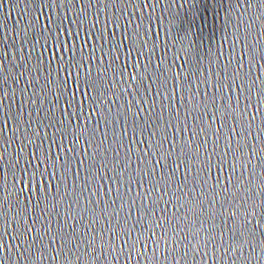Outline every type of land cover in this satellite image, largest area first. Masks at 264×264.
Here are the masks:
<instances>
[{
  "label": "water",
  "instance_id": "95a60500",
  "mask_svg": "<svg viewBox=\"0 0 264 264\" xmlns=\"http://www.w3.org/2000/svg\"><path fill=\"white\" fill-rule=\"evenodd\" d=\"M40 3L41 0H34L33 3L29 0H0V25L3 26L0 37H7L4 44L9 47L12 44L20 47L24 42L25 49L19 59L5 60L4 75L11 77L20 71L26 73L19 82L13 83L9 78L5 84L9 93L7 103L12 107H5L4 116L11 114L12 122L0 134V150L7 149L4 158L0 159V185L3 186L0 195L11 193L5 206L15 205L19 200V206L27 207L30 215L43 218L38 221L37 227L41 223H51L53 234L60 229L69 236L74 230L76 235L88 230L95 233L102 224L109 226L108 217L102 212L103 202L90 203V200L111 204V199L116 197L115 186L111 197L101 196L95 190L98 182L112 183L111 180H101V176L116 173L108 169L97 172L92 165L99 166L107 160L108 168H112L113 161L121 163L126 160L125 182L128 174L139 181L140 177L135 176L133 170L137 166L143 168L138 156L142 155L141 148H147V145L136 141L148 137L147 131L143 136L139 135L144 127L143 119L135 115L139 107L153 109L148 123L153 126L159 124V132L164 131L169 121L179 124L181 129L184 124L191 128L193 122L185 119L191 105L199 100L203 111V104L208 103L213 94L219 101L221 93H217V86L227 85L239 65H247L251 57L259 61L253 62L251 78L255 79L260 73V64H264V60H260V56L264 55V0H93L84 12L80 11L77 0H55L54 3L48 0L43 12L39 10ZM37 15L42 16V20H34ZM49 15L52 17L50 26L42 29L41 24L48 21ZM29 21L33 22L31 26ZM3 47L0 45V48ZM14 64L16 68L12 67ZM68 71L79 72V77H69ZM247 71V67L243 68L238 79H246L244 73ZM65 78L67 85L64 84ZM261 79L264 80V75ZM28 80L31 83L21 93L20 89L25 88ZM48 80L52 81L50 85H46ZM85 81L94 85L87 95L76 86L78 82L83 87ZM58 85L64 88L62 93H59ZM173 86L174 93L171 91ZM259 87H264V84ZM157 91L167 93V98L157 96ZM222 91L226 96L232 95L230 103L235 101L236 95L229 89ZM205 92L207 97L202 95ZM255 92L256 86L250 101L253 105L258 98ZM53 93H59V99ZM236 94H239L238 90ZM248 96L249 92L245 90L240 110ZM20 100L24 101L23 105H20ZM128 101L132 102L131 105ZM171 106L178 111H173ZM143 115L149 116V113L145 111ZM220 115L227 116L226 123H231L235 113L222 107ZM261 117H264V107L257 113L255 122L264 126L261 125ZM53 118L62 119L64 123L51 127ZM215 126L219 127V120ZM13 128L17 129L15 133ZM133 130L137 133L135 139ZM171 131L176 132L177 129L172 128ZM226 132L227 128L224 129ZM185 135L183 130L179 132L180 137ZM25 137L33 143L27 144ZM73 140L76 142L73 143ZM182 142L177 140L178 144ZM257 146H264V134H261V142ZM21 147L23 151L18 152ZM69 148L73 149L71 153ZM206 148L212 151L211 139ZM223 148L224 141L221 139L212 157V171L226 181L227 177L219 173L218 167ZM200 151L203 153L205 149ZM229 159L230 156L223 164L227 171H231L227 162ZM65 160L69 163L66 164ZM199 167V161H192L183 170L188 172V180L182 192L173 185L164 199L155 205L154 211L165 217L164 223L169 225L170 236L173 229L181 228L183 231L179 235L183 236L189 231V226L192 232H196L201 220L206 221L205 227L210 226L209 207L218 214L213 218L215 222L220 227L224 226L219 215L222 211L219 203L207 205L203 210L196 207L187 211L192 208L194 198L201 199L200 188H196L194 193L192 191ZM183 171L176 173L179 180L184 179ZM118 186L125 193L123 199L127 206L118 217H112L111 227L118 233L121 227L131 230L133 240L142 231L145 236L151 235L147 215L137 223L141 217L140 201L132 202L135 192L146 191L149 185L144 183L141 186L137 182L130 194L126 183ZM20 188L24 191L21 192ZM102 191L107 193V188ZM210 198L202 199L206 203ZM217 199L219 201L220 197ZM113 207H118V204ZM148 207H153L151 198ZM198 213L203 214L198 216ZM109 215L112 216L111 208ZM228 223L231 224V221ZM9 231L15 234L14 222ZM227 235L232 234L229 232ZM6 239L11 241L12 236L8 235ZM261 240L264 236L258 230L254 240L257 247L252 249L246 245L244 249L245 257L251 251L253 258L246 262L238 260L237 264H264L259 246ZM115 243L119 245L122 240L118 239ZM192 243L196 241L192 240ZM56 246L52 244V247ZM15 251L13 248V254ZM20 251H24L23 246ZM25 255L24 261L17 256L16 264H28L27 253ZM115 255H120L118 248ZM150 256L152 253L149 250L139 261L135 258L129 261L126 253L118 260L109 259L112 264H176L171 259L149 260ZM6 264H12V261H6ZM44 264L55 262L49 259ZM60 264L64 261L61 260ZM85 264L90 262L85 260ZM104 264L108 262L104 261ZM180 264H185V261L181 260ZM187 264H193L191 257L187 259ZM217 264H232V261L226 262L221 258Z\"/></svg>",
  "mask_w": 264,
  "mask_h": 264
},
{
  "label": "snow or ice",
  "instance_id": "6c2138e0",
  "mask_svg": "<svg viewBox=\"0 0 264 264\" xmlns=\"http://www.w3.org/2000/svg\"><path fill=\"white\" fill-rule=\"evenodd\" d=\"M33 2L34 0H29V3ZM54 2L55 0H53ZM92 2L93 0H77L81 12H84ZM47 3L48 0H41L39 9L41 12L44 11ZM34 20H42V16L37 15ZM51 20L52 17L49 15L48 21L42 23L41 28H48ZM32 23V21H29V26ZM2 30L3 26L0 25V32ZM18 36L19 33L17 34ZM5 39H7L6 36L0 37V45H4L3 48H0V134H3L5 128L10 127L12 122L11 114L8 117L4 116L5 107L9 109L12 107L11 104L7 103L9 98V93L5 88L7 79L11 78L13 83H17L20 77L26 75L24 71H20L18 75L16 73L11 77L4 75L5 60L10 58L19 59L20 55L25 51L24 42L21 43L20 47L15 44L9 47L4 44ZM33 46L35 47V45ZM260 60H264V55L260 56ZM253 62L259 63L255 57H251L247 65L243 63L239 65L232 80L227 85L220 84L217 86V93H221L219 101L216 98V94H213L210 101L203 104V111H201V102L199 100L194 105H191L190 110L185 113V119L193 122L191 128L188 127V124H184L181 129L179 124H173L172 121H169L164 131L159 132L157 131L160 128L159 124L153 126L148 123L153 109L138 108L135 115L141 117L144 121V127L140 129L139 135L143 136L145 131L148 132L146 139L136 141L141 145H147V148H141L142 155L138 156L143 168L137 166L133 170L135 176H139L140 180L137 181L134 175L128 174L125 182V170L128 167L126 160L121 163L113 161L112 168H108L109 161L107 160L99 166L92 165L97 172L108 169L109 172L116 173L113 176H101V180H111L112 183L98 182L95 190L100 192L101 196L109 195L111 197L115 186L116 197L111 199V204L107 201L90 200V203H104L102 212L105 217H108V227H104L102 224L95 233L92 230H88L83 234L76 235L74 230L73 234L69 236L64 234L63 229H60L53 234L51 223H41L37 227L38 221L43 218L39 215H30L27 207L21 208L19 206V200L16 201L15 205L8 204L5 206V201H7L11 193H8V196L0 195V264H6V261H12V264H16L17 256L24 261L26 253L28 264H44L49 259L54 261L55 264H60L61 260L64 261V264H85V260L89 261L90 264H104V261L112 264V260L109 257L118 260L120 256L126 253L129 261L133 258L139 261L140 258L147 255L149 250L152 253L149 260L162 258L164 261H170L171 259L175 260L176 264H180L181 260H184L185 264H187L189 257H191L193 264H209V260H211V264H217V261L221 258H224L226 262L231 260L232 264H237L238 260L243 259L246 262L253 258L251 251L245 257V246L248 245L252 249L257 247L254 240L258 230L259 234L264 236V198H262L264 197V146H257L261 142V134H264V126L256 125L255 123L257 113H260L261 107H264V87H259V85L264 84V80L261 79V76L264 75V64H260V73L256 75L255 79H252ZM12 67L16 68L17 65L14 64ZM20 67H23V65H20ZM245 67L248 68V71L244 73L246 79L241 81L238 78L241 70ZM73 75L79 77V72L68 71L69 77ZM132 79H136L135 75H133ZM248 81H251V83H248ZM30 83L31 81L28 80L25 88L20 89V92L24 93ZM51 83V80L46 81V85ZM64 84L67 85V78H65ZM76 86L87 95L89 89L94 85H89L85 81L83 87L78 82H76ZM254 86H256L255 95L258 97L255 105L250 103ZM58 87L59 93H62L64 88L59 85ZM224 88L229 89L233 95H236L234 102H229L232 101V95L226 96L222 91ZM69 90L71 91V89ZM237 90L239 94H236ZM245 90L249 92V96L244 102L243 109L240 110L241 96ZM171 91L175 92V86H173ZM59 93H53L57 99H59ZM75 95L76 93L73 92L74 97ZM156 95H164L167 98L168 94L157 91ZM202 95L207 97L208 93L205 92ZM14 96L15 93H13ZM33 96H35V93H33ZM194 96L195 93H193ZM32 102L35 103V101ZM19 103L23 105L24 101L20 100ZM128 103L131 105L132 102L128 101ZM154 105L155 101H153ZM61 107L64 108V105ZM171 107L173 111H178L175 106ZM222 107L227 112L235 113L231 118L233 122L226 123L228 117L220 115ZM145 111L149 113V116L143 115ZM205 117L208 119H205ZM53 119L54 123L51 127H55L57 123H64L62 119ZM218 120L219 127H216ZM261 125H264V117H261ZM172 128H176L177 131L172 132ZM225 128H227L226 133H224ZM257 128L258 131L256 130ZM181 130L186 133L183 137L179 136ZM16 131L17 129L13 128V132L15 133ZM188 132L191 135H187ZM221 133H224V135L222 136ZM36 134L38 135L39 133L37 132ZM132 134L135 139L137 136L136 131L133 130ZM158 136L159 138H156ZM197 137H200V139H197ZM178 139L183 142L178 144ZM210 139L212 151H208L206 148ZM221 139L224 141V148L222 149L223 156H219L220 163L218 167L219 173H223L227 177L226 181L223 176L212 171L214 166L212 157L216 153L217 148H219ZM25 140L27 144L33 143L27 137H25ZM75 142L73 140V143ZM201 148L205 149L203 153L200 151ZM5 151L7 149L0 150V159L4 158ZM22 151L23 147L18 150V152ZM68 151L71 153L73 149L69 148ZM129 152H131V148H129ZM229 156L231 159L227 162L231 171H227L223 166L225 159ZM57 158L59 159V157ZM192 161L200 162V167L196 169L192 191L194 193L196 188H200L201 199L197 200L194 198L192 208L187 209V211H193L196 207L203 210L207 205L219 203L222 210L219 215L223 219L224 226L220 227L215 222L213 218L218 214L209 207L207 209L210 213L208 219L212 220L210 226L205 227L206 221L201 220L200 228L196 232H192L191 226H189V231L184 232L183 236L179 235L183 228L179 230L173 229V234L170 236L169 225L164 223L165 217L155 212L154 208L159 200L164 199V196L168 194L169 188L173 185L181 192L183 187L187 186L185 181L188 180V172L183 170L187 169ZM65 163L67 164L69 161L65 160ZM80 163L83 164L84 161L81 160ZM258 168L259 172L257 171ZM178 171H183V180H179L176 177ZM137 182L141 186L144 183L149 185L146 191H136L135 196L132 197V202L135 204L137 199L140 201L141 217L137 220V223L145 219V215H147L149 218L148 230H151V235L145 236L144 231H142L133 240L131 239V230L121 227L118 233L111 227V223L112 217H118L120 212L127 206V202L123 199L125 193L121 191L118 185L126 183L127 192L130 194L134 191V185ZM105 188H107V193L102 191ZM2 189L3 186L0 185V191ZM20 191L23 192L24 188H20ZM221 194H223L222 197ZM93 195H95V192ZM207 196L211 198L205 203L202 198ZM218 197H220L219 201ZM149 198H151L153 207H148ZM174 198L176 197L174 196ZM117 204L118 207H113ZM109 208L112 209V216L109 215ZM12 213H15V215H12ZM200 214L203 213H198L197 215L199 216ZM152 217L159 218L152 219ZM127 219L125 217L126 221ZM228 221H231V224ZM12 222L15 224V234L9 231L12 227ZM229 232L232 234L231 236L227 235ZM8 235L12 236L11 241L6 239ZM190 236L191 239H189ZM124 237L128 238L125 239ZM118 239L122 240L119 245L115 243ZM17 240H19V243H16ZM192 240H195L196 243L193 244ZM53 243L57 246L52 247ZM21 246L24 248L23 252L20 251ZM259 246L262 254L261 258L264 259V240H261ZM13 248L16 250L15 254H13ZM117 248L119 249V256L115 255ZM141 248L143 251H141ZM173 253H176V255H173Z\"/></svg>",
  "mask_w": 264,
  "mask_h": 264
}]
</instances>
